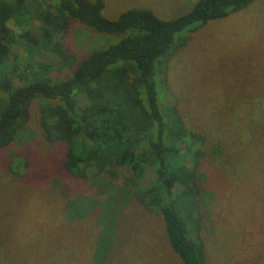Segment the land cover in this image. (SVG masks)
<instances>
[{"label": "rangeland", "instance_id": "obj_1", "mask_svg": "<svg viewBox=\"0 0 264 264\" xmlns=\"http://www.w3.org/2000/svg\"><path fill=\"white\" fill-rule=\"evenodd\" d=\"M197 1L105 0L104 14L115 19L143 7L173 19ZM180 37L186 41L171 57L166 99L209 137L207 151L218 149L204 160L199 237L207 264H264V0L195 23ZM54 38L79 57L107 42L81 22ZM48 47L32 56L23 50V65L30 58L59 72L57 53ZM52 103L37 98L26 140L0 151V264H183L161 214L126 198L122 178L100 177V186L64 169L67 146L50 140L41 120ZM81 212L85 217L75 218Z\"/></svg>", "mask_w": 264, "mask_h": 264}, {"label": "trees", "instance_id": "obj_2", "mask_svg": "<svg viewBox=\"0 0 264 264\" xmlns=\"http://www.w3.org/2000/svg\"><path fill=\"white\" fill-rule=\"evenodd\" d=\"M252 1L198 0L173 19L134 7L111 19L104 14L105 0H48L45 7L36 0V6L31 0H0V151L26 140L34 101L51 99L41 120L48 138L67 146L64 169L97 184L100 177L122 178L126 198L161 214L183 264H207L199 237L204 160L218 149L207 151L209 137L191 128L177 104L166 99L169 64L186 41L177 39L181 31ZM13 21L23 26L16 29ZM74 22L107 42L81 57L69 53L54 37ZM41 46L57 53L59 72L30 58L23 65V50L32 56Z\"/></svg>", "mask_w": 264, "mask_h": 264}]
</instances>
